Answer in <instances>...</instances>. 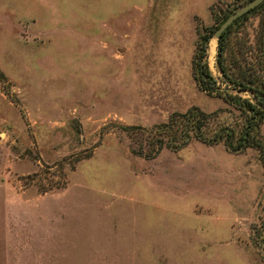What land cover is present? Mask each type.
<instances>
[{"label": "rangeland", "instance_id": "1", "mask_svg": "<svg viewBox=\"0 0 264 264\" xmlns=\"http://www.w3.org/2000/svg\"><path fill=\"white\" fill-rule=\"evenodd\" d=\"M241 1L0 0V264H264V154L128 129L229 107L193 57Z\"/></svg>", "mask_w": 264, "mask_h": 264}, {"label": "trees", "instance_id": "2", "mask_svg": "<svg viewBox=\"0 0 264 264\" xmlns=\"http://www.w3.org/2000/svg\"><path fill=\"white\" fill-rule=\"evenodd\" d=\"M234 9L236 6L218 16L211 33ZM253 17H259V29L250 32L247 23ZM207 38L208 35L204 34L194 54L193 61L198 60V75L194 74L193 78L199 90L222 98L229 107L206 112L198 106H191L185 112L172 113L166 122L150 128L132 126L128 129L143 132L148 138L137 148L132 146V153L153 158L163 147L172 148L194 137L203 143L224 142L225 147L234 153L253 148L264 154V140L260 133L264 120V1L222 32L216 53L217 76L212 75L207 63L203 62ZM226 113L238 120L226 123L221 117ZM84 158L73 160L70 169H74L76 161ZM64 185V181H59L51 183L48 189Z\"/></svg>", "mask_w": 264, "mask_h": 264}, {"label": "water", "instance_id": "3", "mask_svg": "<svg viewBox=\"0 0 264 264\" xmlns=\"http://www.w3.org/2000/svg\"><path fill=\"white\" fill-rule=\"evenodd\" d=\"M264 0H249L243 5H241L239 8L235 9L231 14L227 16V18L220 24V26L215 30L214 37L216 39H219L222 32L230 25L232 24L238 17L246 14L251 9L258 6L261 2Z\"/></svg>", "mask_w": 264, "mask_h": 264}]
</instances>
